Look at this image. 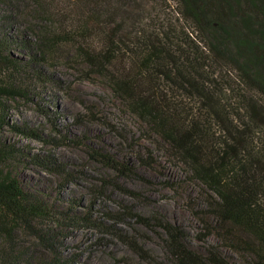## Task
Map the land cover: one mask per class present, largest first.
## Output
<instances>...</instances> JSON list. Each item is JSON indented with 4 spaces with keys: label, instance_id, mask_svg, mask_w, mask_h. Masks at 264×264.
<instances>
[{
    "label": "trees",
    "instance_id": "1",
    "mask_svg": "<svg viewBox=\"0 0 264 264\" xmlns=\"http://www.w3.org/2000/svg\"><path fill=\"white\" fill-rule=\"evenodd\" d=\"M49 9L76 31L87 66L108 70L115 94L200 185L215 228L251 264H264V0H0V65L35 71V50L19 16ZM70 9L77 13L68 14ZM14 41L27 49L28 60L10 56L7 45ZM12 90L20 89L0 81V99L15 95ZM7 123L0 109V126ZM84 147L115 176L136 177L127 162ZM8 153L0 142V165ZM29 160L60 182L72 180L53 154ZM55 202L62 207L0 170V264L22 263V235L50 253L35 264H67L57 257L52 236L36 224L58 214L63 221L89 217L73 212L77 205L66 199ZM134 217L161 231L177 264H229L215 247L196 250L182 228L159 213ZM130 246L141 259L165 264L138 244Z\"/></svg>",
    "mask_w": 264,
    "mask_h": 264
},
{
    "label": "rangeland",
    "instance_id": "2",
    "mask_svg": "<svg viewBox=\"0 0 264 264\" xmlns=\"http://www.w3.org/2000/svg\"><path fill=\"white\" fill-rule=\"evenodd\" d=\"M63 17L53 16L50 9L19 16L21 27L30 33L36 69L0 65V81L20 89L0 99L8 121L0 126V142L11 151L0 170L45 194L54 205L62 207L55 200L66 199L77 205L73 212L89 217L86 222L63 221L58 208V215L37 222L52 236L57 257L67 264H151L131 248L136 243L153 259L177 264L165 248L161 231L141 225L134 217L159 213L182 228L196 250L215 247L229 264H251L246 253L215 228L209 198L200 185L115 94L108 70L87 66L81 41L76 31L61 25ZM7 46L12 58H30L20 43ZM85 145L127 162L136 177L115 176L89 158ZM37 153L53 154L65 164L72 180L60 182L55 174L31 162V155ZM102 179L111 182L103 184ZM19 240L21 264H35L50 254L32 236L22 235Z\"/></svg>",
    "mask_w": 264,
    "mask_h": 264
}]
</instances>
